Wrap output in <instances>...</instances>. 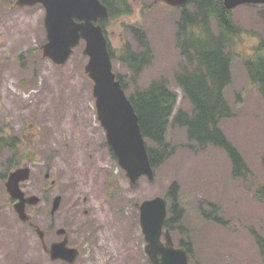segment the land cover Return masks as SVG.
<instances>
[{
  "label": "rangeland",
  "instance_id": "1",
  "mask_svg": "<svg viewBox=\"0 0 264 264\" xmlns=\"http://www.w3.org/2000/svg\"><path fill=\"white\" fill-rule=\"evenodd\" d=\"M232 11L243 30L234 38L232 81L226 89L232 115L221 121V127L242 153L247 174L234 176L224 149L190 147L185 129L171 126L168 140L175 145L174 153L155 169L153 179L143 175L133 185L113 158L98 119L94 83L85 70V43L63 65L54 63L42 54L43 5L17 7L15 0H0V129L24 139L18 152L23 159L31 158L33 165L24 190L41 195L44 173L49 170L57 180L50 187V199L59 193L63 196L53 216L51 202L27 208L46 231L47 245L59 239L57 227L69 225L70 244L84 248L81 264H111L108 258L120 249L132 252L128 264H153L142 245L139 204L165 195L177 181L185 216L179 223L183 229L176 226L171 232L176 244L180 239L192 244L193 264H264L255 239L257 234L264 237V200L257 194L264 184V100L243 62L264 38V4H242ZM180 16L179 6L133 0L131 11L109 20L106 28L115 54L114 70L125 77L128 93L164 79L178 93L176 110H190L175 79L176 71L185 65L176 45ZM136 29L144 31L152 54L134 77L120 57L125 48L143 51ZM0 157V264H51L36 231L9 204L2 181L8 169L2 160L7 156L1 153ZM110 173L117 176L120 197H110L104 187ZM84 209L93 210L92 234L97 240L92 243L79 239L80 227L88 218ZM129 240L134 243L126 244Z\"/></svg>",
  "mask_w": 264,
  "mask_h": 264
},
{
  "label": "trees",
  "instance_id": "2",
  "mask_svg": "<svg viewBox=\"0 0 264 264\" xmlns=\"http://www.w3.org/2000/svg\"><path fill=\"white\" fill-rule=\"evenodd\" d=\"M101 1L107 5L110 12V17L103 25L112 18L129 13L132 9L128 0ZM242 30L234 20L233 11L224 5L223 0H192L191 3L182 6L181 16L177 20L176 45L185 65L176 71L175 79L182 90L183 98L190 103V110L182 108L176 110L178 93L166 80H154L148 86L137 87L128 93L125 77L116 72L139 116V123L146 137L149 156L155 169L174 153L175 145L168 140V132L171 126H178L185 129L190 147L195 149H203L210 145L220 147L232 162L234 176L244 177L247 174V163L242 153L221 127V121L232 115L226 89L232 81L234 38ZM135 31L139 35L143 51L136 53L125 48L120 59L132 71V75L137 77L148 64L152 51L144 31L141 29ZM109 50L114 59L115 54L111 45ZM243 62L249 80L257 86L264 100V38L254 47L251 54L244 56ZM3 133L4 131L0 129V142L6 138L10 139L2 135ZM110 152L116 159L112 150ZM4 164L9 165L6 162ZM180 192L179 183L174 181L164 195L171 199V202H168L171 214L166 220V228L171 231H175L176 226L183 229L179 223L185 216V208L179 201ZM257 194L264 200V184L257 188ZM255 237L259 252L264 257V237L258 234ZM178 244L187 247L193 264L192 244L184 239H180Z\"/></svg>",
  "mask_w": 264,
  "mask_h": 264
},
{
  "label": "water",
  "instance_id": "3",
  "mask_svg": "<svg viewBox=\"0 0 264 264\" xmlns=\"http://www.w3.org/2000/svg\"><path fill=\"white\" fill-rule=\"evenodd\" d=\"M164 1L179 5L189 0ZM37 3H42L46 10L44 25L47 41L43 44V56L63 65L74 48L82 40L85 41L83 51L88 56L85 70L94 81L93 95L96 99L97 114L106 131L107 142L131 183L136 184L143 175L153 179L155 170L139 116L113 69L108 38L100 23L110 15L107 5L101 0H16L19 7ZM244 3H264V0H224V5L230 10ZM29 176V167H19L10 172L6 182L11 197L18 199L14 207L20 219L24 221L31 218L26 211L27 203L36 204L40 201L38 195L26 196L21 189L20 182ZM60 199L59 195L55 197L52 214L58 209ZM139 212L140 225L147 241L145 251L151 261L154 264H191L187 248L176 246L170 230L164 231L168 216L166 198L156 195L143 200ZM37 232L43 239L44 231L38 228ZM57 234H64L65 237L51 243V259L75 264L79 249L68 245L69 237L65 228H59Z\"/></svg>",
  "mask_w": 264,
  "mask_h": 264
},
{
  "label": "flooded vegetation",
  "instance_id": "4",
  "mask_svg": "<svg viewBox=\"0 0 264 264\" xmlns=\"http://www.w3.org/2000/svg\"><path fill=\"white\" fill-rule=\"evenodd\" d=\"M132 1L133 0H128V2L130 3V4H132ZM134 1H137V0H134ZM155 2H162V3H166L165 1H163V0H155ZM167 5H170V4H168V3H166ZM184 5H186V4H181L179 7H181V9H182V6H184ZM172 6V5H171ZM1 130H3L4 131V133L2 134V135H4V136H6V137H8V138H10V139H8L7 140V138L6 139H4V140H2L1 142H0V149H1V151H0V154L2 153V154H4L5 156H7V158H5L4 160H2L3 162H6V163H9V165L7 166L8 167V169L4 172V174L2 175V181L4 182V186H5V182H6V180H7V177H8V174H9V172L11 171V170H13V169H15V168H18V167H20V166H29L30 167V176H29V178L28 179H26V180H23V181H21V183H20V186H21V188H22V190L25 192V195L26 196H29V195H32L33 193H30V192H27L26 190H24V188H23V186H24V183H26L27 181H29V179H30V177H31V173H32V167H33V165H32V162L30 161V159H23L22 157V155H20V152H18V147L20 146V148L22 149L23 148V145H22V143L24 142V139H22L21 138V135H17V134H11V133H6V129L4 128H1ZM21 141H22V143H21ZM9 154V155H8ZM1 158V157H0ZM11 168H13V169H11ZM44 185L42 186V188H41V195H38L39 197H40V201L38 202V203H36V204H29V203H27V205H26V210H27V208L29 207V208H32V207H35V206H38V204H40L42 201L43 202H45V203H48V204H50V202H51V205H50V210H49V214L51 215V216H53V215H55L56 214V212L59 210V208H60V206H61V204H62V201H63V196H62V194L61 193H59V194H56V195H54V197L53 198H51L50 199V187H54V186H56L57 185V180L55 179V178H53L52 177V175H51V173H50V171L49 170H47L45 173H44ZM104 187L106 188V190L108 191V195L110 196V197H120V195H121V189H120V187H119V184H118V180H117V176L114 174V173H110L109 174V181L107 182V183H105L104 184ZM5 189H6V186H5ZM7 192V191H6ZM61 196V199H60V204H59V207H58V209L56 210V212L54 213V214H52L51 213V209H52V207H53V202H54V199H55V197L56 196ZM49 196V197H48ZM8 197H9V201H10V205L12 206V207H14V204H15V202L17 201V200H14V199H12V198H10V196H9V194H8ZM84 199V201H87L88 200V197L87 196H84L83 197ZM28 211V210H27ZM29 212V211H28ZM30 213V212H29ZM31 214V213H30ZM84 214L85 215H87V219L86 220H84V222H83V225L80 227V230H81V236L79 237V239L81 240H83V241H87V242H89V243H92V242H95L97 239H96V237H97V235H93L92 233H94V231H95V227H96V225L95 224H92V218H91V216L93 215V210H88V209H84ZM31 217H32V215H31ZM23 223H26V224H28L29 226H30V228L31 229H33L34 231H36V233L38 234V232H37V229L38 228H40V226L36 223V222H34L33 221V223H32V220L30 221H22ZM54 226V225H53ZM69 225H67V227H68ZM54 227H56V226H54ZM61 227H63V228H65L66 230H67V232H68V237H69V242H68V244L69 245H71L70 244V231L68 230V228L67 227H65V226H60V227H57L56 228V231H55V233L57 234V230L59 229V228H61ZM43 231H44V241L43 240H41V242H42V244H43V242H45L46 243V240H45V237H46V231L44 230V229H42ZM87 232H88V234H87ZM57 236L59 237V239H55V240H53V241H56V240H62L64 237H65V235L64 234H57ZM143 239H144V242L142 243V245H143V249H144V251H145V244H146V240H145V238L143 237ZM52 241V242H53ZM122 243H124V242H122ZM131 244V243H134L133 242V240H129V241H127L126 242V244ZM71 246H73V245H71ZM126 247V246H125ZM78 249H79V256H78V258H77V260H76V263L75 264H81V262H80V259H81V257L83 256V254H84V248H83V246H80V247H77ZM49 249V248H48ZM132 250V249H131ZM46 251H47V249H46ZM48 253H49V251H47ZM130 253V252H129ZM129 253H127L126 254V252L124 251V249H120V250H118L117 252H115V255L113 256V257H111L110 256V258H108V260H109V262H111V264H118L119 262H121L122 264H128L129 262V260L131 259V257H132V252H131V255L129 254ZM149 258V257H148ZM150 260V259H149ZM61 261V260H60ZM89 261H92V259H90ZM151 261V260H150ZM152 262V261H151ZM66 264H68V263H66ZM82 264H84V263H82ZM85 264H90V262H86L85 261ZM136 264V263H135Z\"/></svg>",
  "mask_w": 264,
  "mask_h": 264
}]
</instances>
